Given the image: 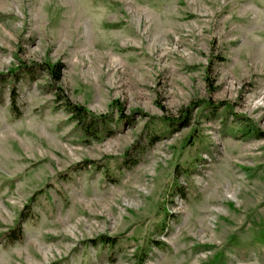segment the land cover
<instances>
[{"label":"rangeland","instance_id":"rangeland-1","mask_svg":"<svg viewBox=\"0 0 264 264\" xmlns=\"http://www.w3.org/2000/svg\"><path fill=\"white\" fill-rule=\"evenodd\" d=\"M0 264H264V0H0Z\"/></svg>","mask_w":264,"mask_h":264},{"label":"trees","instance_id":"trees-1","mask_svg":"<svg viewBox=\"0 0 264 264\" xmlns=\"http://www.w3.org/2000/svg\"><path fill=\"white\" fill-rule=\"evenodd\" d=\"M56 78L59 77L56 76ZM66 101L68 112L72 115V118L81 126L86 135L92 138L96 137L97 134L100 132V125L106 122V118L102 116L96 117L94 115H91L81 107L70 105L67 99ZM20 235L21 232L20 228L18 227L17 229L11 230L6 238L7 240L13 241L19 239Z\"/></svg>","mask_w":264,"mask_h":264}]
</instances>
